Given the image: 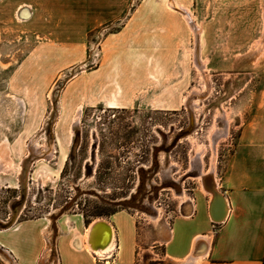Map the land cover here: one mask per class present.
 Wrapping results in <instances>:
<instances>
[{
  "label": "rangeland",
  "instance_id": "1",
  "mask_svg": "<svg viewBox=\"0 0 264 264\" xmlns=\"http://www.w3.org/2000/svg\"><path fill=\"white\" fill-rule=\"evenodd\" d=\"M142 1L0 0V230L173 220L206 212L212 178L222 191L264 85V1L175 0L198 36L170 0Z\"/></svg>",
  "mask_w": 264,
  "mask_h": 264
},
{
  "label": "crops",
  "instance_id": "2",
  "mask_svg": "<svg viewBox=\"0 0 264 264\" xmlns=\"http://www.w3.org/2000/svg\"><path fill=\"white\" fill-rule=\"evenodd\" d=\"M90 1L96 4V14L114 2ZM28 6H19L16 14H33ZM225 166L222 191L217 185L229 205L222 223L212 221L209 207L200 212L195 203L187 206L189 215L157 218L144 225L130 212L119 211L105 217L114 229L111 248L96 254L88 248L87 238L93 220L82 215L57 221L18 220L0 230V264H38L47 235L53 245L43 264H264V85ZM206 191L211 201L213 194Z\"/></svg>",
  "mask_w": 264,
  "mask_h": 264
},
{
  "label": "bare ground",
  "instance_id": "3",
  "mask_svg": "<svg viewBox=\"0 0 264 264\" xmlns=\"http://www.w3.org/2000/svg\"><path fill=\"white\" fill-rule=\"evenodd\" d=\"M170 5L171 6H175L176 8L180 9L181 12H183L188 20V22H190L191 25L194 26V29L197 31V36H198V29L195 27V23H194V19H193V13L190 9L188 8H184L182 7L179 3H177L175 0H170ZM199 54V53H198ZM216 143V141H215ZM43 152H47V154H51V147H43ZM42 156V155H41ZM203 178H205L206 180L209 179L207 177H215L214 175V171L213 169L208 172V173H201ZM215 181L213 182V184L208 185L209 183L205 184V189L206 190H211L212 194H214V192L216 193V197H218L221 193L219 192L218 188H217V180L216 177L212 178ZM207 182V181H206ZM103 218H100L96 221H94V223L91 224V226L88 228L87 230V238L89 241V248L92 249L94 252L96 253H103L107 250H109L111 248V244L113 242L114 239V229L112 227H109V225L107 223L104 222ZM96 227V231H98L99 237L96 239H93V235H92V231L95 229ZM47 245L45 248V252L40 260V262L38 264H43V261L45 259V256L47 253L52 251V246H51V238L47 235ZM112 241V242H111ZM111 243V244H110ZM110 244V246L105 249L104 251H102V249H104L106 246H108ZM97 249V250H96ZM96 250V251H95Z\"/></svg>",
  "mask_w": 264,
  "mask_h": 264
},
{
  "label": "water",
  "instance_id": "4",
  "mask_svg": "<svg viewBox=\"0 0 264 264\" xmlns=\"http://www.w3.org/2000/svg\"><path fill=\"white\" fill-rule=\"evenodd\" d=\"M228 212H229V205H228V200L225 194L222 192L218 197H216V193L214 192L213 198L209 203V214H210L212 221L215 223H222L223 221L226 220L228 216ZM104 222L107 223L109 227H111L112 229V225L107 219L104 220ZM92 235H93V239H96L99 237L98 231H96V227L92 231ZM110 244L106 246L104 249H102V251L107 249L110 246Z\"/></svg>",
  "mask_w": 264,
  "mask_h": 264
}]
</instances>
